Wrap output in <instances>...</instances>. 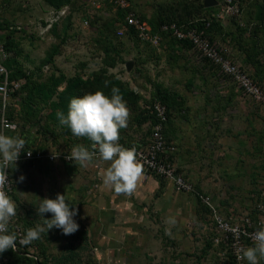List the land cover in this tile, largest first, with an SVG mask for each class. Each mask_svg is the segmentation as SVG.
I'll return each instance as SVG.
<instances>
[{"label":"rangeland","instance_id":"1","mask_svg":"<svg viewBox=\"0 0 264 264\" xmlns=\"http://www.w3.org/2000/svg\"><path fill=\"white\" fill-rule=\"evenodd\" d=\"M250 1L253 0H244L243 7H247V2ZM78 2L81 3L78 4ZM78 2H75L76 5L80 6L77 11V16L71 15L67 17V13L63 16H58L59 14L56 12H49L48 3L45 0H0V20L10 25L9 29L2 30V33H9L18 44L17 47H15V49L18 50L17 53L10 52L9 55L17 59L21 69L32 74V79L34 81H42L51 74L59 75L60 73L64 74L65 77H73L75 75L87 77L92 73H96L103 67L102 59L104 57V51L99 48V42H96V40L99 39L96 30L99 23L97 21L113 15L117 8L110 0H79ZM14 6L17 8L13 13ZM28 6L31 7L30 10ZM18 7L23 8V10L19 12L20 8ZM218 9L219 7L217 10L215 9L214 12L217 13L221 8ZM225 18L224 27L227 28L232 24L233 20L231 16ZM234 19L240 25H245L242 16L235 17ZM121 23L122 21L118 20L116 22L117 27H119ZM232 30L235 32L233 26ZM244 36L247 39L249 33L245 32ZM118 38L121 41V46L118 47L121 52L120 56L127 60L131 59L134 61V57H137L136 59H142L143 56L146 57L147 52L149 54L148 57L151 58L154 53H157L159 50L158 47L160 46L152 45V50H147V48L142 47L140 44L138 46L137 43L131 40L127 35H122ZM219 39L223 43V45L220 44V47H234H231L233 52L232 57H237L235 62L240 64L238 62L239 55L236 50L244 54L242 51H244L243 48L247 46V43L242 40L241 45L237 44L229 35H225L224 39ZM55 44L59 46V54L55 56L53 64L45 65L43 69L40 70L39 67L42 59L46 56L48 49ZM194 54V60L197 62L199 53L197 52L198 55L196 53ZM166 56L168 57V55ZM168 62L169 60L165 59V63L167 64ZM142 68L145 70L144 72L147 71L146 73H148V75H154L155 70L153 69L156 68L155 59L150 62L148 59V62H146ZM132 69L127 71L125 64L119 59L115 67L109 68L108 73L116 75L124 82H128L135 90L137 87L135 86L134 78L138 76V73L133 72ZM244 69L250 73L247 68ZM159 74L160 71H158L157 77ZM226 78L231 80L228 76ZM140 81L144 82L142 76ZM64 85L65 84L62 83L59 89H62ZM144 94L148 98L150 96V90H148V93ZM244 95L245 99L242 101V106L244 107L245 114L254 110L261 112L260 116L257 118L252 117V114L245 115V119L243 121L238 120V124L232 129L235 132L233 133L230 131V134H238V138L241 139L239 143L243 145V150L240 156L242 157L241 163L243 164L244 170L241 171L237 168L236 171H234L233 160L222 162V167L226 166L228 170H226L227 168L220 170V173L216 172L217 174L210 177L212 179L209 178L210 182L212 180L219 181V187H215L213 194L203 193L200 188L201 191L198 187L196 188V185H194L191 180L184 177L187 181L192 183V186L199 192L203 195H208L216 210L221 214L223 213L222 215L232 222L242 221L246 217L251 219L254 210L264 197V105L255 101L254 98L252 99L246 94ZM56 100L57 98L53 97L50 103H55ZM144 104L145 101L142 103V106H144ZM237 107H239V104ZM52 113V111L46 109L42 112L41 117L45 122L49 123ZM14 124L15 131H18V129H20L18 122L14 121ZM147 125L145 124L142 126L143 132L141 134L133 131L135 135L138 134L136 135V139H139L146 133ZM260 129H262V131L259 137L258 132ZM34 130L35 127L31 129V132L34 133ZM146 140L147 138L143 137V139L140 140V145L145 144ZM242 140H244L243 143ZM57 142L58 143L51 144L46 152H63V154H65L71 151V149L67 147L64 148L65 141L63 138L59 137ZM61 146L63 148H61ZM167 156H169V152ZM167 159L171 162L172 167L176 169L170 157ZM104 163L105 162L94 159L91 164L82 167L78 164L76 165L73 161L63 162L61 160H55L51 163L45 161L40 164L19 167L13 171L11 178L16 189L15 203L22 217L32 222L30 228L42 225L43 219L52 218L51 213H45L42 217L37 214L36 208L40 203V199H55L57 194L65 195L66 203H72H69L70 210H72V208L77 210V214L73 217V220L79 225L78 230L71 235H63L62 230L57 228L50 229L47 233H42L40 236L42 242L41 247H38L40 251L42 248H46L52 257L58 258L60 256L63 257L69 248L77 247L75 248L76 256L71 260L75 262L71 264L102 263V259L97 262L93 250V242L88 240L89 236L87 230L92 229L91 231H93L94 225L86 222V219L95 222L100 231L103 229L110 230L107 223L108 220L114 222V225H117L116 230H118V236L122 235L126 225L133 219L128 216L129 214L122 216L120 219V215L115 212L96 210L92 207L90 202L91 196L89 194H87L86 197L85 194L79 195L78 190L83 188V185H85L86 188L92 187V182L95 183L93 189L99 190L98 183H96L98 182V175L95 176L93 172L96 170V164L104 166ZM239 164L240 162L238 165ZM228 174H234L237 177L228 178ZM21 175H23L25 179L23 182H18V177ZM90 192L91 194L96 193L94 190ZM189 193L193 194V192ZM11 199L13 200L12 197ZM80 201L85 205H79L78 202ZM223 202H225V205L229 203L230 208H226L224 211V208H222ZM262 203H264V201ZM208 213V227L211 228H208L207 234L203 235V242H193L189 239L180 242L177 240V242L172 243V245L166 242L167 247L163 248L160 257H157V259L146 257L145 259L138 255L137 262L142 260L146 261L145 264H234L230 256L231 254L227 252L225 246L213 241V238L219 236L220 232L216 230L212 223L209 208ZM263 214L262 212H257L256 218L257 215L263 216ZM231 216L233 218L232 220L230 219ZM100 219L101 222L105 220L106 225L97 222ZM88 224L93 228H87ZM94 233L96 234V232ZM134 244L136 245V243ZM207 244L211 245L210 248H207ZM127 248L128 247H124L125 251ZM205 248L206 251L204 253L203 249ZM125 251L122 250L121 253L124 254ZM171 251L173 254H169ZM60 260L62 259L59 258L58 261ZM130 263L132 264V262ZM243 264H247V261H244Z\"/></svg>","mask_w":264,"mask_h":264},{"label":"crops","instance_id":"2","mask_svg":"<svg viewBox=\"0 0 264 264\" xmlns=\"http://www.w3.org/2000/svg\"><path fill=\"white\" fill-rule=\"evenodd\" d=\"M70 1L59 12H56L48 4L49 12H56L59 14L58 16H63L65 13H67V17L77 16L80 6L76 5L75 2L79 0ZM175 1L177 0H129V3L137 14L149 19L152 16L154 18L160 8L174 7L171 2ZM16 8L14 6L13 13ZM28 9L30 10L31 7L28 6ZM22 10L23 8H20L19 12ZM216 16L221 18V24L225 26L224 22L227 16L219 15V13H216ZM1 32L3 31L1 30ZM219 38L224 39L223 34L217 36L216 42L220 47V44L223 45V43ZM231 47L221 46L220 49L230 59L236 61L237 57H232ZM158 48L157 53H154L151 58L147 57L149 62L153 59L156 62V68L153 69L155 73L151 77L162 82L165 88L172 94H176V102H181V105H178L181 108L173 111L166 129V145L170 160L175 164L177 172L191 180L196 188H200L203 193L213 194L215 187H219V181L212 180L210 182L209 178L220 173V170L225 168L228 170V167H222V162L233 160L234 171L237 168L241 171L244 170L240 156L243 145L239 143L241 139L238 138V134H233L235 131L232 129L238 124V120L243 121L245 119V115L252 114V117L257 118L261 112L254 110L245 114L242 106V101L245 99L243 92L223 73L205 72L204 60L200 58V54L198 63L194 60V53L197 54L195 48L187 49L175 45V50L170 56L168 48L164 45H160ZM236 51L241 57L237 55L238 62L241 64L239 65L247 68L252 75H256L258 71L252 63L245 61V54ZM165 59L169 60L167 64ZM158 71L160 74L157 77ZM145 89L144 93H148V90L151 92V85L146 83ZM238 104L239 107H237ZM230 131L233 133L230 134ZM261 131L262 129L258 132L259 137ZM239 162L241 165H238ZM20 164L22 163L15 166L18 167ZM97 164L93 174L98 175V178L96 177L98 182L96 183H98L99 190L93 189L95 183L92 182V187L86 188L83 185V188L86 189L80 188L78 190L79 195L85 194L86 197L89 194L92 207L96 210L115 212L120 215V219L129 214L128 216L134 219L126 225L121 236H118L117 225H114V222L108 220L110 230L103 229L100 231L95 222L86 219V222L94 225L93 231H91L92 229L87 231L88 240L93 242L97 262L102 259L100 264H131L130 262L132 264H145L146 261L137 262L138 255L145 259L146 257L157 259L162 255L163 248L167 247L166 242L171 243V245L177 240L180 242L185 239L198 243L203 242V235H206L208 228H211L208 227L209 213L195 195L180 190L173 183L145 171L144 168L137 189L131 196L116 195L112 190L103 186L102 171L108 167V163L105 162L104 166ZM227 176L228 178L237 177L234 174ZM15 190L14 187L9 196L13 198L14 202L16 201ZM92 190L96 193L91 194L90 191ZM78 204L85 205L82 201ZM222 208L224 211L226 208H230L229 203L225 205L223 202ZM21 216L18 210L17 215L11 219L16 220ZM230 219H233L232 216ZM97 222L106 225L105 220L101 222L100 219ZM89 224L87 228L91 227ZM124 247H128L126 251ZM29 249L28 256L34 257V253L38 249L36 247ZM122 250L125 251L124 254L121 253ZM171 253L172 251L169 254Z\"/></svg>","mask_w":264,"mask_h":264},{"label":"trees","instance_id":"3","mask_svg":"<svg viewBox=\"0 0 264 264\" xmlns=\"http://www.w3.org/2000/svg\"><path fill=\"white\" fill-rule=\"evenodd\" d=\"M45 1L50 4L56 12L71 2L70 0ZM232 1L238 2L240 14L242 16L243 22L245 23L244 26L235 21V16L232 17L233 21L229 26L230 28H226L221 24V18L216 16L214 10H217L218 7L220 9L225 0H218V4L216 6L208 8L204 6L203 0H179L171 2L174 7L167 6L162 9L160 8L156 12V15H154V18H152L153 16L151 17L152 19H146L143 15L136 14L140 20L149 22L154 32H159L161 34L162 39L160 45H164V47L168 48L169 56L174 52L175 45H180L187 49L194 48V45L188 40L176 39L168 30H162V24L174 23L179 27L182 25L194 26L197 28V30H202L203 34L207 36L210 43L215 45H217V36L222 34L223 37L225 35H229L235 40L237 44L240 45L241 41L243 40V42L247 43V46L243 48L244 51H242L246 56L245 61L252 63L255 69L258 71L256 75L250 74V76L259 86L263 87L264 0H253L247 2V7H243L244 0ZM128 10L133 9L129 7ZM219 12L220 10L217 13ZM125 13L126 9L117 8L113 15H110L103 20H96L99 22L96 28L99 39H97L96 42H99V48L104 51V57L102 59L103 67L96 73H92L90 76L83 77L80 75H75L73 77H65L64 74L60 73L59 75L51 74L42 81H34L32 79V74L21 69L15 57L9 55L8 58L4 60L6 67L11 71L12 78L25 79V82L18 89L12 91L10 105L8 107V116L13 121L18 122L20 129H18V131H8V136H15L25 139L26 146L34 151H48L47 149L51 144L58 143L57 141L59 137L63 138L65 141L64 148L67 147L68 149H72V147L76 145H83L90 148V142L86 138H77L73 136L67 127L60 124L56 114L59 111L66 115L68 104L74 97H81L85 94L94 93L95 91L99 90L110 98L112 94L111 89L115 87L119 89V93L122 95V98L126 102L127 108L129 110L127 127L120 129L119 132L120 138L118 143L121 146L124 148L133 146L137 147L141 144L140 140H142L143 137H149L152 124L156 119L154 112H151L150 109L142 106L144 101L151 103L154 100H158L166 105L168 117L167 124L164 129V135L166 137V129L169 124V119L172 116L174 110H179L181 108V106H178L181 105V102H176V94H172L171 91L165 88L162 82L157 81L156 78L152 79V77L146 73L147 71L144 72L145 70L142 68V66L148 62V52L146 53V57L144 59H136L137 57L133 58L135 63L132 71L138 73V76L134 78V83L137 87L136 90H134L128 82H124L116 75L108 73L109 68L115 67L119 62V59L123 64H125L127 61V59H123L120 56L121 52L119 51L120 49L118 47L121 46V41L116 33L118 28L116 22L121 20L123 23ZM232 26L235 29V32L232 30ZM6 29H9V25L5 22L3 23L0 20V44H2L8 53H17L18 50L15 49V47L18 45L17 42L9 33L5 34L1 32V30ZM126 32L127 36L131 40L135 41L138 46L140 44L142 47L147 48V50H152V45L148 42L142 43L137 38L135 32L132 29L129 28ZM245 32L249 33L247 39L244 36ZM59 51L60 49L57 44L52 45L48 49L46 56L41 61V65L39 67L40 70L43 69L45 65L53 64L54 58L59 54ZM201 58L204 60L206 71L210 72L211 74L218 72L223 73L218 65L211 63L204 57ZM223 74L226 75L225 73ZM141 76L143 77L144 82L140 81ZM105 82H107V86H105ZM62 83L65 85L62 89H59V86ZM145 83H149L151 85V92L148 98L144 94V91L146 90ZM234 84L236 85L235 82ZM238 89L241 90L240 88ZM53 97H56L57 100L55 103L51 104L50 102ZM46 109H49L53 112L51 121L49 123L45 122L41 117L42 112ZM145 124H148L146 133H144L139 139H136V135L143 132L142 126ZM34 127L35 130L33 131L34 133H32L31 129ZM133 131H135V133L137 132L138 134L135 135ZM61 148L63 147L61 146ZM38 163L40 164L43 162L36 160L24 162L20 164V166H15L12 168L10 173L13 175V171L19 167H26L28 165L31 166ZM263 198L262 200L264 201ZM198 200L201 203L199 198ZM201 204L205 206L206 210L208 211L206 205L203 203ZM257 212L259 213V211L255 209L253 216L251 217L254 227L257 221ZM15 224L21 226L22 235H24L26 230L30 228L32 222L26 218L24 219L22 216L16 220L11 219L8 225L9 234L15 233ZM41 243L42 242L40 239L33 241L27 246H20L18 243V248L15 252L9 249L3 253H0V258H7V264H71L75 262L71 260L76 256L75 248L77 247L69 248L63 257L60 256L57 258L52 257L46 248H42L40 251L38 247H41ZM210 246L211 245L207 244V248H210ZM31 247H36L38 249V251L34 253V257L27 255L28 250ZM205 251L206 248L203 249L204 253ZM59 258L62 260L58 261ZM231 259L235 264L232 256ZM260 264H264V261H261Z\"/></svg>","mask_w":264,"mask_h":264},{"label":"clouds","instance_id":"4","mask_svg":"<svg viewBox=\"0 0 264 264\" xmlns=\"http://www.w3.org/2000/svg\"><path fill=\"white\" fill-rule=\"evenodd\" d=\"M111 93L110 98L99 90L74 97L68 104L67 114L58 111L56 115L60 124L67 127L73 136L90 142V148L83 145L72 147L66 159L82 167L91 164L94 159L107 162L108 167L102 171L103 186L116 195L131 196L144 169L137 159L135 148H124L118 143L120 129L127 127L129 110L118 88L113 87ZM3 126L13 127L6 121ZM25 146V139L0 132V253L9 249L15 252L17 242L20 246H27L53 228L61 229L63 235H71L79 228L73 220L77 210H70L65 195L57 194L55 199H40L36 208L41 217L51 213V219H43L42 225L27 229L19 240L15 233H8L9 222L17 215V205L5 191L6 187L11 188L6 169L9 165L15 167ZM27 155L30 156L31 151H27ZM24 179L21 175L18 182ZM250 238L251 246L236 250L237 259L247 261V264H260L264 261V227L252 233Z\"/></svg>","mask_w":264,"mask_h":264},{"label":"built area","instance_id":"5","mask_svg":"<svg viewBox=\"0 0 264 264\" xmlns=\"http://www.w3.org/2000/svg\"><path fill=\"white\" fill-rule=\"evenodd\" d=\"M110 1L116 8L126 9L123 23L117 28V35H127L126 31L130 28L135 32L137 38L142 43L148 42L153 46L160 45L162 39L161 34L159 32H154L148 22L140 20L135 11L128 10L130 7L129 0ZM221 14L227 17L241 16L238 2L225 0L219 12V15ZM161 29L170 31L176 39L188 40L191 42L200 56L208 59L211 63L218 65L220 70L236 83L237 87L242 90L243 94H246L252 99L254 98L255 101L264 105V86H259L252 79L250 73L230 59L218 45L210 43L202 30H197L196 27L190 25H182L179 27L174 23L162 24ZM8 56L9 53L4 49L2 44H0V132L5 135H7L8 131L15 130L14 121L8 116L11 93L25 82V79H14L11 77V71L4 63V60L8 58ZM144 107L150 109V111L155 114L156 120L152 124L151 133L145 144L127 148H135L137 159L143 165L145 171L173 183L182 191L193 192V194L209 208L212 223L216 230L220 232V235L215 236L213 241L225 246V249L231 254L235 264H243L244 261L237 259L236 250L240 247L252 245V240L250 238L251 234L259 230L261 227H264V203L261 201L256 207L259 212H262L263 216L258 215L255 227L253 221H251L249 217H246L239 222H232L223 216L216 210L209 199V196L203 195L193 187L192 183L187 181L179 172H176V169L172 167L171 162L168 161V146L166 145V137L164 135V129L168 120L166 105L158 100H154L151 103L145 102ZM5 121L13 127H4L3 122ZM27 151H31L30 156L27 155ZM68 154H70V152L63 154V152L48 153L46 151H34L25 146L24 151L20 153L15 165L32 160L46 161L47 163H51L55 160L70 162L71 160L66 159ZM11 169L12 165H9V169H6L9 183L11 184V188H5L8 196H10L13 191V181L10 173ZM14 231L19 240V238L23 236L21 226L15 224ZM0 264H7V258H0Z\"/></svg>","mask_w":264,"mask_h":264},{"label":"water","instance_id":"6","mask_svg":"<svg viewBox=\"0 0 264 264\" xmlns=\"http://www.w3.org/2000/svg\"><path fill=\"white\" fill-rule=\"evenodd\" d=\"M203 4L205 7H212L216 6L218 4L217 0H203ZM134 61L133 60H127L125 63V68L127 71H130L133 68Z\"/></svg>","mask_w":264,"mask_h":264}]
</instances>
